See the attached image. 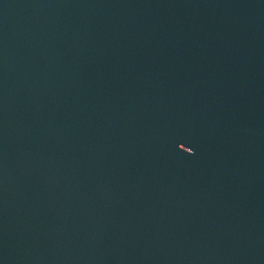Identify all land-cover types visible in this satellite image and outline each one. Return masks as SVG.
<instances>
[{"label": "water", "instance_id": "95a60500", "mask_svg": "<svg viewBox=\"0 0 264 264\" xmlns=\"http://www.w3.org/2000/svg\"><path fill=\"white\" fill-rule=\"evenodd\" d=\"M0 264H264V0H0Z\"/></svg>", "mask_w": 264, "mask_h": 264}]
</instances>
